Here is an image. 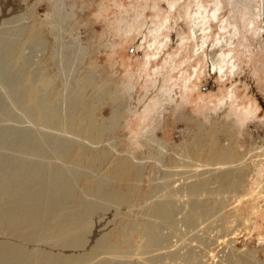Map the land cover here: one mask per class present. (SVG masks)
<instances>
[{
    "label": "rangeland",
    "instance_id": "374dc122",
    "mask_svg": "<svg viewBox=\"0 0 264 264\" xmlns=\"http://www.w3.org/2000/svg\"><path fill=\"white\" fill-rule=\"evenodd\" d=\"M0 101L69 185L29 247L96 207L81 264H264V0H0Z\"/></svg>",
    "mask_w": 264,
    "mask_h": 264
},
{
    "label": "bare ground",
    "instance_id": "6f19581e",
    "mask_svg": "<svg viewBox=\"0 0 264 264\" xmlns=\"http://www.w3.org/2000/svg\"><path fill=\"white\" fill-rule=\"evenodd\" d=\"M12 143L22 150L29 147L25 142L12 138L9 132L1 131L0 147L6 148ZM34 146L36 147V144ZM2 162L3 157L0 159V164ZM16 165H18L16 171H8L5 166L0 168L4 172L0 175V226L5 227L17 237L12 241L0 240V264H81L85 262L89 255L88 244L102 241L100 236L95 235L94 226L84 220L86 214H96L97 208L83 209L81 216L72 221L64 218L61 229L67 236L59 244L62 249L53 251L50 247L43 245L36 250L33 246L38 242L41 243L39 239L43 237L47 228L45 218L57 205L68 199L69 185L67 178L61 175L58 168H48L32 163L18 164L17 162ZM33 243L34 245L29 247V244ZM63 248L68 249L64 251ZM70 249H76L78 252L72 254Z\"/></svg>",
    "mask_w": 264,
    "mask_h": 264
}]
</instances>
